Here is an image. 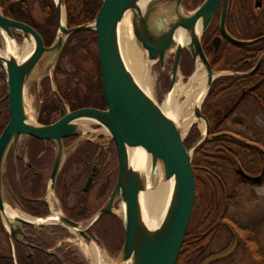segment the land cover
Wrapping results in <instances>:
<instances>
[{
  "label": "water",
  "instance_id": "water-1",
  "mask_svg": "<svg viewBox=\"0 0 264 264\" xmlns=\"http://www.w3.org/2000/svg\"><path fill=\"white\" fill-rule=\"evenodd\" d=\"M53 1L57 12V35L50 47L45 46L41 35L33 27L8 18L0 11V34L6 41L5 51L0 49V67L5 73L8 86L4 100H9L10 105V120L0 136V218L11 241L15 264L14 239L26 236L24 226L40 228L60 225L73 231L86 246L93 244L98 247L88 232L103 216L114 213L119 202L123 211L125 241L117 264H177L196 199V179L192 165L196 151L207 139L229 137L228 134L210 135V122L202 113L205 101L217 78L226 75L252 77L264 63L263 53L251 70L217 74L203 50L202 39L220 8L219 36L213 40L215 52L220 50L223 41L233 47L247 49L263 43L264 36L242 40L229 32L227 17L230 0H205L194 11H187L183 7L184 0H103V6L94 21L74 28H68L67 25L65 0ZM128 16L134 36L147 53L148 60L159 63L164 68L170 56L175 55L165 103L170 101L177 87L184 51L206 70L207 81L195 105V122L191 126L192 128L203 122L204 129L201 137L190 149L185 146L186 135L179 121L141 87L125 62L121 31ZM86 30L97 34L100 73L107 109L84 108L66 114L51 125L34 122L26 110L25 91L37 79L40 62L47 55H52L54 69L68 39L73 34ZM179 32L188 36V42L178 38ZM16 36L25 41L26 50L31 48L29 55L22 60H18L14 53L19 52ZM11 45L13 50L10 49ZM196 72L197 68L188 78L187 85ZM85 124L99 127L115 142L119 161L118 180L111 196L98 213L89 222L86 221L88 226L83 227L82 223L62 214L35 218L23 217L14 213V209L9 210L3 177L11 145L17 147L25 137L56 144L49 186V191H54L64 160V139H83L82 126ZM241 143L264 153L256 145ZM135 152L139 155L136 162L133 161ZM240 172L254 185H260L264 180V169L256 177ZM95 173L94 170L86 183L85 191L92 187ZM162 182L170 183L172 190L160 220L151 224L145 214V195L149 191H155ZM229 229L233 235L232 245L227 250L207 258L202 264L220 261L237 250L238 235L232 226Z\"/></svg>",
  "mask_w": 264,
  "mask_h": 264
},
{
  "label": "trees",
  "instance_id": "trees-1",
  "mask_svg": "<svg viewBox=\"0 0 264 264\" xmlns=\"http://www.w3.org/2000/svg\"><path fill=\"white\" fill-rule=\"evenodd\" d=\"M250 2V0H231L230 2L227 28L237 39L251 40L264 36V14L260 18L255 17ZM65 4L67 25L69 28H74L93 21L103 5V0H65ZM0 10L6 17L33 27L41 35L42 39H44L43 41H45L46 46H51L54 43L57 35V12L53 0H0ZM219 16L220 14L218 13L216 21ZM239 17L242 19L239 20ZM216 21H214L208 33L211 31L215 32L214 34L219 33ZM207 35L208 34H206V36ZM204 40V46L206 43L208 47H210V39ZM226 46L227 52L230 49H237L228 43ZM241 50L244 51V57L231 63L230 55L225 54L226 56H223L221 53L213 58L216 63H213V66L219 67L220 70L231 72H245L251 70L256 65L259 57L264 53V42L254 47ZM212 51L213 50H211V54H213ZM221 59H223V61ZM247 60H249V62L245 64ZM62 64H64V66ZM68 65L71 66L70 69L67 68ZM55 69L57 72L55 78L60 97L56 94L50 95V86L48 87L49 91L44 95V99L56 100L57 103L52 104V109L48 107V103L43 107L42 114L38 118L40 124L51 125L52 122L57 121V119H52L53 113L65 112L61 100H68L69 102L75 100L77 102L76 107H96L105 109V96L100 76V64L95 32L86 30L72 35L68 39ZM0 79H3L2 74H0ZM102 101L103 104L100 106ZM232 101H234L233 104H231ZM228 102H230L231 107L228 110L227 118L235 113V111L242 112L241 114L244 118L241 122L235 121L233 123L236 125V128H243V126H246L248 128V133L251 132L252 135H247L245 131L224 128L227 118L221 117V109L228 107ZM211 110H213V112H211ZM246 110H251V113L248 114ZM203 112L210 121L211 135L228 134L229 137L215 140L207 139L197 149L192 163L197 181V191L203 190L204 193L207 185L206 181L209 182L214 179L218 184L223 183L225 176L228 175V177H232L235 172V176L233 177L235 180L232 188L234 194L239 193L237 191L240 189L242 190L244 183L239 181L240 177L236 174V168L250 175L259 171L261 167L262 170L264 169V153L241 143L244 142L256 145L264 151V63L258 73L252 77L240 78L236 76H226L215 83L204 104ZM7 122L8 121H0V135ZM35 141L36 147L32 150V160L30 159L35 169L26 165L23 166L24 163L20 162V164H22L19 170L21 182L16 189H20L22 193L24 192V196L27 197L26 199L22 196L19 197L21 208L25 212L32 216L45 217L48 214V210L45 203L42 202V198H44L46 193V185L52 166L51 159L53 154L51 152L46 162L43 161V163H41V159H38V156H40L42 152H47V149L43 147L42 142ZM185 146L188 148L186 141ZM83 147L84 148L79 152V159L76 162L79 166L72 167L69 164V168L63 169L58 182L59 189L57 188L56 191L67 212L66 216L76 222L89 220L96 213V209L85 200L86 196H83L84 194L80 192L82 196L77 199V205L69 210L68 197L71 195L72 190L80 179L91 173L95 162L99 161L100 168L102 169L108 157L106 151H102L101 155L97 158L96 155H94V153L97 154V152H93L91 144H85ZM111 150L112 149L109 148L107 151L111 153ZM112 152L115 156L117 155L115 148ZM87 154L91 156L90 159H88L89 164L85 165ZM212 159H216V161L214 160L213 162ZM82 165L84 166L83 170ZM32 169L36 170L37 173H33ZM72 170H77L79 172L77 175H74L75 179L73 180H71L73 177L71 179L69 178L73 174ZM107 172L108 175L106 177L102 176L101 178L103 181L102 196L109 195L117 182L119 172L118 161L114 160L111 162ZM25 175L27 176L25 177ZM202 175H205V177H203L205 178L203 179L205 181V186L202 182L198 181ZM248 185L249 183L246 182L244 187ZM226 203L227 202H225V207L224 203L212 204L210 210L204 214L207 216L205 220L203 218L196 220V217H194V219L192 217L177 264H201L206 259L202 258L203 249L201 246L208 235L217 231L219 227L217 220L221 217L223 207L224 209L226 208ZM108 217L111 216H103L96 223L95 227L98 229V233L105 239V242H107L106 244L110 251L117 254L119 252L118 249L123 245V241H125V231L122 222L114 217L113 220L116 221V225L112 231L115 232V239L118 238L121 240V244L120 246L118 245L117 248L112 247L108 239L103 236L105 235L102 231L103 229L97 227ZM192 222L196 225V228H194L195 230L192 228L194 226ZM0 232H4L1 220ZM4 242L6 243L5 246L0 244V264H15L9 238H5ZM28 247L31 248L24 244H17V264H64V262L57 257L46 253L33 252L29 250ZM67 262L72 263L69 259Z\"/></svg>",
  "mask_w": 264,
  "mask_h": 264
},
{
  "label": "rangeland",
  "instance_id": "rangeland-1",
  "mask_svg": "<svg viewBox=\"0 0 264 264\" xmlns=\"http://www.w3.org/2000/svg\"><path fill=\"white\" fill-rule=\"evenodd\" d=\"M205 0H185V3L183 4V7L187 11H194L196 8H198ZM250 4L253 7V11L255 14V17L260 18L264 14V0H250ZM202 2V3H201ZM38 9V8H37ZM242 18L239 17V20ZM216 21V19H215ZM220 22V16L217 18L216 25L219 26ZM215 32H209L206 36L205 40H209L210 38H213L215 35ZM204 40V41H205ZM4 37L0 35V49L4 50L6 47ZM223 46L220 48L218 52L214 51V47H212V55L213 58H215L217 55L221 54L223 56L230 55L231 63L235 62L236 60L244 57V51L239 49H230L226 50L227 46ZM136 46L141 51L142 56L145 59H148L147 53L143 50L141 45L136 40ZM226 50V51H225ZM226 54V55H225ZM174 54H172L164 68L160 66L159 63L152 62L150 66V78H151V87H149V93L152 95V97L155 99V101L160 105L163 106L166 97L169 91L170 86V76L171 71L173 67L174 62ZM54 57L52 55H47L42 60L41 64L38 67L37 71V79L30 83V85L27 87L25 91V99L29 102L30 107V115L31 119L35 122L36 116H35V100H36V91L34 90V86L39 84L41 81L40 79L42 77H45L46 75H50L53 73V59ZM223 61V59H221ZM216 64V63H215ZM218 64V63H217ZM222 65V64H221ZM228 66V65H227ZM226 66V67H227ZM197 63L191 59L190 56L186 55V58L181 61L180 66V74L177 79V85L180 83L186 84L188 82V78L196 71ZM222 68V67H221ZM213 69L215 73H222V72H228L226 70H220L219 67L213 66ZM48 71V72H47ZM227 76V75H226ZM221 76L217 78L214 82H219L220 79L226 77ZM41 77V78H39ZM4 81L3 79H0V96L2 94V88ZM184 98H181L179 103L184 102ZM234 101H232L231 104H233ZM237 103V102H236ZM235 103V104H236ZM230 102H228L225 109H221V117L227 118L228 110L231 107ZM234 104V105H235ZM233 105V106H234ZM232 106V107H233ZM249 109V108H248ZM248 114L251 113V110H246ZM213 112V110H211ZM246 112V114H247ZM194 113V108H193ZM240 111H235L232 115L228 116L226 119V123L224 125V128L236 130V131H245L247 135L250 136L252 133H248V128L246 126H243V128H236V125H234L233 122H241V120L244 118V116L241 114ZM37 122V121H36ZM38 123V122H37ZM223 128V129H224ZM204 129V123L200 122L197 126H193L187 133L185 141L188 144V149L192 148V146L196 143V141L201 137ZM73 148V146H69V149L66 150V153H69ZM213 162L216 159H212ZM118 161V160H116ZM236 172L239 171L238 168H236ZM262 172V167L259 171L254 172L252 174L253 176H258ZM235 176V172H234ZM228 177L225 176V180L223 183H217L214 179L210 180L209 182L206 181V190L203 193V190L197 191L196 188V199L193 209V219L196 217L197 219L203 218L204 220L207 219V216H205V212L210 210L212 204H223L225 207L226 202V194H232L233 191V184H234V177ZM201 178L198 179V181L202 182L205 186V181L203 177L205 175L200 176ZM229 178V179H228ZM196 179V177H195ZM227 179V181H226ZM103 182L102 179L99 183L94 185L93 191L91 194L85 197V199L89 202V204L96 209V213L90 218L92 219L100 210V208L106 203L108 198L110 197L111 193L105 196H102L103 193ZM196 187H197V181H196ZM242 188V187H241ZM113 191V190H112ZM241 194L240 198L238 197L237 200H235L234 205H232L229 209V219L231 221L236 222L240 226V233L242 231V237L244 238L243 243H241V246H239L236 250V252L233 254V257L229 260L225 261H217L213 264H256L258 263V259H260V264H264V182L260 185H251L249 184L246 187H243L242 190L240 189L237 191ZM56 194V193H55ZM55 196V195H54ZM57 200L58 207L62 209V201L59 197H55ZM70 206L74 203V198L70 199ZM7 206L9 210L18 208L13 204V201L9 198L7 199ZM223 207V210H224ZM27 214V213H26ZM29 215V214H27ZM111 217H108L104 219L97 227L102 228L104 234L103 235L108 241L110 242L112 247L117 248V246L121 244L120 239H115L116 237L115 232L112 231L114 226L116 225V221L113 220V218H118L123 225V211H122V205L121 202L117 204L115 207L114 213L109 214ZM89 219V220H90ZM220 219V218H219ZM217 220V222L219 221ZM88 221V220H87ZM89 222V221H88ZM88 222H85V224H82L83 227L88 226ZM194 222V221H193ZM192 222V225L194 223ZM83 223V222H82ZM1 224L3 225L4 232H0V244L2 246H5L6 243L4 242V239L7 237L9 238L4 223L1 220ZM96 225V224H95ZM91 229L90 236L95 240L98 247L102 249L103 253L106 255V257L110 260L111 263L117 264V258L119 254L122 251L123 245L118 249L119 252L116 254L112 253L107 246V242H105V239L98 233V229L95 227ZM196 225H194L192 228H196ZM46 230L43 234V239L41 242V245L44 246L46 250L49 251L51 254H56V257L59 260H62L64 264H91L90 257L88 254L84 251L87 247L86 244L71 230L61 227V226H47L45 227ZM124 228V225H123ZM28 229V228H27ZM29 230V229H28ZM195 230V229H194ZM34 231H37V229H34ZM39 232V231H38ZM102 232V233H103ZM114 233V234H113ZM7 234V237H6ZM124 242V241H123ZM232 243L230 234L228 231L223 228L222 226H219L217 228V231L214 233H211L207 236V238L204 240L201 248L203 249L202 252V258L205 259L213 254H217L220 252L225 251L230 244ZM255 243V244H253ZM117 250V249H115ZM257 250V252H256ZM66 256V257H65ZM201 258V259H202ZM71 260L72 263H68L67 260ZM259 264V263H258Z\"/></svg>",
  "mask_w": 264,
  "mask_h": 264
},
{
  "label": "flooded vegetation",
  "instance_id": "flooded-vegetation-1",
  "mask_svg": "<svg viewBox=\"0 0 264 264\" xmlns=\"http://www.w3.org/2000/svg\"><path fill=\"white\" fill-rule=\"evenodd\" d=\"M98 14H97V16H98ZM218 35H215L213 38H210V41H209V45H211L210 47H208V45L206 43H205V46L203 44V50H204L207 58L211 62V65H213V63H215V61L213 60V55L211 54V50H212V47H213V45H212L213 42L212 41ZM16 39H17V41L19 43V49L25 48V41L20 36H16ZM96 40H97V34H96ZM44 44H45V41H44ZM223 44H225L224 46L227 45L225 41L222 43V46H223ZM45 46H46V44H45ZM46 47H50V46H46ZM97 50H98V47H97ZM62 53H63V51H62ZM186 55L191 57V55H189L187 52H183L182 53V60H184L186 58ZM61 56H62V54H61ZM61 56H60V58H61ZM60 58H59V60H60ZM191 59H192V57H191ZM41 62H40V64H41ZM248 62H249V60L245 61V64H248ZM62 65L64 66V64H62ZM65 65H66V63H65ZM67 68L70 69L71 66L68 65ZM56 73L57 72H56V69H55L52 74H50V75L48 74V75H46L45 77H42V78L39 77V78H41L40 79L41 82L34 86V88H35L34 90L37 93L36 94V100H35V110H34V112H35L34 114H35V116H37L36 118L40 117V115L42 114V111L44 109L43 107H45V105L47 103H48V107L50 109H52V107H51L52 104H56L57 103L56 100H45L44 99V95L46 93H48V91H49L48 90L49 86H50L49 94L50 95L56 94V95H58L60 97V94L58 92L57 83H56V78H55L56 75H57ZM0 74L3 75V81H4L3 85L1 86L2 94L0 96V121H8L9 122V120H10L9 100H7V99L4 100L6 95H7V92H8V86H7V83H6L5 73L2 71L1 67H0ZM100 76H101V73H100ZM59 78H61V77H59ZM61 102L63 104L65 112L64 113H62V112L53 113L52 114V119L53 120L57 119V121H59L64 116H66V114H68V113L84 109V108H82L80 106L76 107L77 106V102L75 100H71V102H69L68 100H61ZM104 102H105L104 103L105 109H100V108H96V107H85V108L106 110L107 109L106 99H105ZM102 104H103V101L101 102L100 106H102ZM26 110H27V105H26ZM57 121L52 122V124H54ZM8 122H7V124H8ZM6 125H5V127H6ZM82 127H83V131H84V138L83 139H80L79 137H71V138L64 139L65 149L68 150L69 146L70 147L73 146V148L70 151H68L69 153L65 152V154H64V160H63V163H62L61 171H60L59 176H58L57 181H56V191H57V188L59 189L58 182H59V178H60V175H61L63 169L69 168L70 165L72 167L79 166V165H77L76 162L79 159L78 158L79 152L84 148L83 146L85 144H91L93 152L94 151L97 152V154L94 153V155H96L97 158H98L99 155H101L102 151H106V155L108 157H107L106 163L104 164V167L102 169L100 168L99 161L98 162L96 161L94 166L92 167L91 173L90 174L88 173L89 175H87L85 177H82L80 179L78 184L72 190L71 195H69V197H68L69 201H70L71 198H74V203L71 206H70V202H69V207H68L69 210L73 209L74 206L77 205V202H78L77 199L82 196L80 192H82V194H84L83 196H88L89 194H91V192L93 191L94 185H96L97 183H99L101 181L102 176L106 177L108 175L107 169H108L109 164L111 162H113L114 160H118V152H117V147H116L115 142L110 137H108L105 134H103L102 131H101L102 129H100L99 127H97V126H95L93 124L83 125ZM35 140L42 142L43 143V147H45L47 149L46 150L47 152H42L40 154V156H38V159H41V163H43V161L46 162V159H47L48 155L51 152L53 154V157L51 159L52 160V166H51V170H50L49 177H48V180H47V185H46V193H45L44 198H42V202H44L46 207H47V210H48L47 216H48V215L51 214V209H50L49 202L47 201V190H48V186H49V183H50V175H51V172H52V169H53V165H54V161H55L56 145H55L54 142H52V141H41V140L35 139L33 137H25L24 139H22L19 142L17 147H14L13 145H11V147H10L8 153H7V158H6L5 175H4V178H3L4 187H5V192H6L7 199L9 198L10 200L13 201V204L16 207L21 208V203H20L19 197L22 196L25 199L27 197L24 196L25 195L24 192L22 193L20 191V189H16L17 186L19 185V183L21 182L19 170H20L22 164H20V162L24 163L23 166L26 165V166H29L30 168H34L35 169V166H33L32 162L30 161V159L32 160V157H31L32 150L36 147V141ZM109 148H111L112 150L115 148L117 155L115 156L114 153L112 152V150H111V153H109L107 151ZM90 156H91L90 154H87V156H86L87 160L86 161L84 160L85 161V163H84L85 165L89 164V162H88L89 160L88 159H90ZM83 165H82V170L84 168ZM118 166H119V161H118ZM34 169H32L33 173L36 174L37 171L34 170ZM94 170H95L96 173H95V176H94V179H93V182H92V187L88 191H85L84 188L86 186V183L88 182L89 178L93 174ZM72 173H73L72 176L69 177L70 179L73 177L71 180L75 179L74 175H77L79 172L77 170H74ZM236 174H237L238 177H240L239 181L241 183L245 184L246 182H248L249 184L250 183L252 184V182L247 180V178L244 177L240 173V171L236 172ZM26 176L27 175H25V177ZM244 184H243V187H244ZM240 195L241 194H238V195L234 194L233 192H232V194H229V195L226 194V202H227L226 203V208L221 213V217H220V219L218 221V225L222 226L223 228H225L228 231V233L230 234V238H231L232 243H233V235H232V232L229 229V226H232L235 229V231H236V233L238 235V239H239L238 247L241 246V243H243L244 238L242 237V231L240 233V230H241L240 226L236 222L231 221L229 219V209H230V207L232 205H234L235 200H237L238 197L240 198ZM30 200H32V199H30ZM62 211H63V213L65 215H67V212H66L65 208L63 207V204H62ZM81 222H83V221H81ZM91 229L89 230V234L91 232ZM45 230H46V228L37 229V231H34V229L26 230L25 231L26 236H24V237L20 236V238L18 240H14L15 246H17V244H24L26 246H30L31 248L28 247V249L32 250L33 252L46 253L48 255L56 257V254L49 253V251L46 250L44 248V246L41 245V242H42V239H43V234L42 233H44ZM9 242H10V240H9ZM232 243L230 245H232ZM217 254H219V253H217ZM233 254L231 256H229V257H226V258L222 259L221 261H225V260L231 259L233 257ZM213 255H216V254H213ZM58 258H59V256H58ZM257 261L260 264V259H258ZM258 263H256V264H258Z\"/></svg>",
  "mask_w": 264,
  "mask_h": 264
},
{
  "label": "bare ground",
  "instance_id": "bare-ground-1",
  "mask_svg": "<svg viewBox=\"0 0 264 264\" xmlns=\"http://www.w3.org/2000/svg\"><path fill=\"white\" fill-rule=\"evenodd\" d=\"M178 38L185 43L189 40L188 36L184 32H179ZM121 46L125 62L128 65L129 69L131 70L141 87L145 91H149V87H151L150 66L152 64V61L145 59L142 56L141 51L136 46V38L133 33V28L129 16L126 18L122 27ZM10 49L13 50L12 45ZM30 51L31 48H28L27 50L25 48H22L19 49L18 53H14L17 55L18 60H22L25 59L27 55H29ZM206 81V70L200 63H197V72L191 79L190 83L188 85L183 83L178 84L172 94V97L170 98V101L164 104L163 108L176 117L184 134L189 131L192 124H194L195 122L193 108H195L197 101H199V98L203 93ZM181 98H184L185 100L184 102L179 103L178 100H180ZM26 105L29 117H31L29 102L27 100ZM138 157L139 155L135 152V158L133 161L136 162ZM171 187L172 186L170 183L162 182L159 184L158 188L155 191H149L145 195V214L149 223L155 224L160 220L168 204L170 193L172 190ZM51 202V206L53 207L54 200H51ZM15 212L22 215V213L19 211L15 210ZM8 214L10 215L11 212H9ZM23 217L27 216L23 215ZM84 251L90 257L91 264H113L103 253L102 249L97 247L96 245L92 244L90 246H87Z\"/></svg>",
  "mask_w": 264,
  "mask_h": 264
}]
</instances>
